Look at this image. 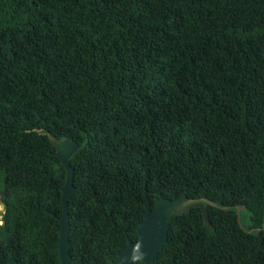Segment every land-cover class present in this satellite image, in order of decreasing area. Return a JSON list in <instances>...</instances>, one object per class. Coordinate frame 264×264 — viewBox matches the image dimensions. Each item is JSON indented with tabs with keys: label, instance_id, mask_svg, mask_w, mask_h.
<instances>
[{
	"label": "trees",
	"instance_id": "16d2710c",
	"mask_svg": "<svg viewBox=\"0 0 264 264\" xmlns=\"http://www.w3.org/2000/svg\"><path fill=\"white\" fill-rule=\"evenodd\" d=\"M66 138L72 264L182 194L208 224L171 216L150 264H264V0H0V264H60Z\"/></svg>",
	"mask_w": 264,
	"mask_h": 264
},
{
	"label": "water",
	"instance_id": "95a60500",
	"mask_svg": "<svg viewBox=\"0 0 264 264\" xmlns=\"http://www.w3.org/2000/svg\"><path fill=\"white\" fill-rule=\"evenodd\" d=\"M55 155L58 157L65 169L64 184L61 191V216L59 222L58 254L60 264H72V255L69 242V212L68 201L78 191L73 185L74 169L69 163L70 157L77 151L80 144L73 138L56 139L53 141ZM213 206V204H210ZM200 208L203 219L208 224V215L202 200L186 199L182 194L175 200L160 198L156 201L153 209L150 201L145 203L146 213L136 229L139 240L134 243L129 240L126 249L119 254L115 264H150L155 262L160 251L167 242L168 221L173 215L188 214L191 209ZM244 209L239 208L237 212Z\"/></svg>",
	"mask_w": 264,
	"mask_h": 264
},
{
	"label": "rangeland",
	"instance_id": "374dc122",
	"mask_svg": "<svg viewBox=\"0 0 264 264\" xmlns=\"http://www.w3.org/2000/svg\"><path fill=\"white\" fill-rule=\"evenodd\" d=\"M0 206H1V208H0V223H1V214L3 212V206L2 205H0ZM240 220H241L242 224H245L246 223V215H241Z\"/></svg>",
	"mask_w": 264,
	"mask_h": 264
},
{
	"label": "bare ground",
	"instance_id": "6f19581e",
	"mask_svg": "<svg viewBox=\"0 0 264 264\" xmlns=\"http://www.w3.org/2000/svg\"><path fill=\"white\" fill-rule=\"evenodd\" d=\"M0 208H1V206H0Z\"/></svg>",
	"mask_w": 264,
	"mask_h": 264
}]
</instances>
